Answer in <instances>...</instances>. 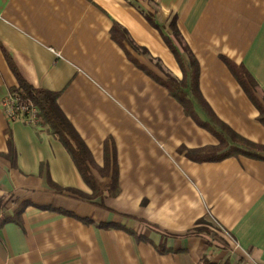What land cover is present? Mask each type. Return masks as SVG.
Here are the masks:
<instances>
[{"label": "crops", "instance_id": "0c3cea01", "mask_svg": "<svg viewBox=\"0 0 264 264\" xmlns=\"http://www.w3.org/2000/svg\"><path fill=\"white\" fill-rule=\"evenodd\" d=\"M191 58L218 119L264 147L235 73L264 107V0H0V264H264V160L192 157L222 130ZM13 67L59 94L99 196L46 124L5 117Z\"/></svg>", "mask_w": 264, "mask_h": 264}, {"label": "trees", "instance_id": "16d2710c", "mask_svg": "<svg viewBox=\"0 0 264 264\" xmlns=\"http://www.w3.org/2000/svg\"><path fill=\"white\" fill-rule=\"evenodd\" d=\"M114 30L116 33L120 32V29H118L117 27ZM123 36H125L124 33ZM166 41L172 49L173 53L179 59L178 52L175 50V48H173V46L167 39ZM191 59V94L194 99L198 100L204 106L212 124L216 125L222 130V134L218 135L220 144L217 147H210L192 152L190 153L192 157L196 160H217L230 157L232 155H244L258 160H264V147L255 145L250 141L244 139L243 137L239 136L231 128H229L228 126H226V124L219 120L218 117L214 114V112L210 109L209 105L205 102L204 98L202 97V94L199 89L198 64L194 58ZM13 70L19 81V88L16 91L20 92L25 99H30L37 105L40 110V122L46 124L50 128L52 134L58 136L61 142L67 148L74 160L75 165L82 174L84 180L92 188V197L99 196L100 191H97L96 186L92 178L90 177L88 171V165H92L95 167V162L92 159V156L90 155L89 151L87 150L84 142L75 132V130L61 111L58 104L59 94L44 90H36L32 88L21 78L20 74L14 67ZM235 73L242 86L248 93L249 97L259 109L260 121L264 124V107H262V105L259 104V102L255 98L252 88L244 80L241 79V76L239 77L237 71H235ZM164 86L167 87L173 94V96L180 101L186 111V114L201 125L193 110L192 103L188 99V92L185 90L183 84L178 83L174 79H170L169 82L166 83ZM226 149L227 151L223 152ZM104 172H107V168L104 170ZM112 179V196L116 197L117 195H119L118 171L116 164L113 169ZM64 214L70 215L68 213Z\"/></svg>", "mask_w": 264, "mask_h": 264}, {"label": "built area", "instance_id": "2783aa9c", "mask_svg": "<svg viewBox=\"0 0 264 264\" xmlns=\"http://www.w3.org/2000/svg\"><path fill=\"white\" fill-rule=\"evenodd\" d=\"M5 117L10 122L22 121L28 126L40 123V110L30 99H25L20 92L14 91L2 101Z\"/></svg>", "mask_w": 264, "mask_h": 264}]
</instances>
